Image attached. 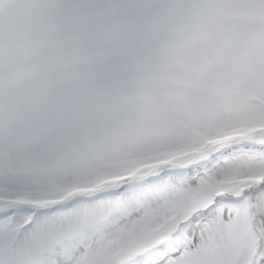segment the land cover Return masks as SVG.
I'll list each match as a JSON object with an SVG mask.
<instances>
[{
	"label": "snow or ice",
	"instance_id": "snow-or-ice-1",
	"mask_svg": "<svg viewBox=\"0 0 264 264\" xmlns=\"http://www.w3.org/2000/svg\"><path fill=\"white\" fill-rule=\"evenodd\" d=\"M0 264H264V0H0Z\"/></svg>",
	"mask_w": 264,
	"mask_h": 264
}]
</instances>
